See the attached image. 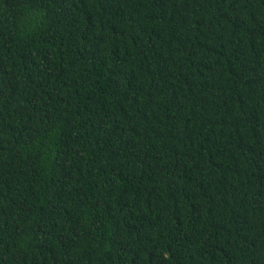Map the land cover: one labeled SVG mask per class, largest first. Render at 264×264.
I'll list each match as a JSON object with an SVG mask.
<instances>
[{"label":"trees","instance_id":"16d2710c","mask_svg":"<svg viewBox=\"0 0 264 264\" xmlns=\"http://www.w3.org/2000/svg\"><path fill=\"white\" fill-rule=\"evenodd\" d=\"M0 264H264V0H0Z\"/></svg>","mask_w":264,"mask_h":264}]
</instances>
